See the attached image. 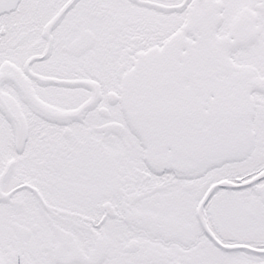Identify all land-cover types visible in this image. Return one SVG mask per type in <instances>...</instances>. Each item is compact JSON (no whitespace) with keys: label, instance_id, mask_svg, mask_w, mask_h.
<instances>
[{"label":"snow or ice","instance_id":"6c2138e0","mask_svg":"<svg viewBox=\"0 0 264 264\" xmlns=\"http://www.w3.org/2000/svg\"><path fill=\"white\" fill-rule=\"evenodd\" d=\"M0 264H264V0H0Z\"/></svg>","mask_w":264,"mask_h":264}]
</instances>
